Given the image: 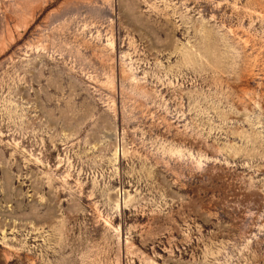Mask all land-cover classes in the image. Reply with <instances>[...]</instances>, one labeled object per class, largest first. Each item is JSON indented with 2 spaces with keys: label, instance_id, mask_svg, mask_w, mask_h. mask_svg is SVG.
Returning <instances> with one entry per match:
<instances>
[{
  "label": "rangeland",
  "instance_id": "obj_1",
  "mask_svg": "<svg viewBox=\"0 0 264 264\" xmlns=\"http://www.w3.org/2000/svg\"><path fill=\"white\" fill-rule=\"evenodd\" d=\"M0 264H264V0H0Z\"/></svg>",
  "mask_w": 264,
  "mask_h": 264
}]
</instances>
